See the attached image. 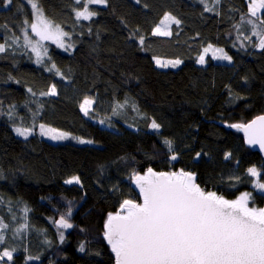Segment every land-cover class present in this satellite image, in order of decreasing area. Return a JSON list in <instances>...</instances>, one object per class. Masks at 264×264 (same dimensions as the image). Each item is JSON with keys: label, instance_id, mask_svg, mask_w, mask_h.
I'll return each mask as SVG.
<instances>
[{"label": "trees", "instance_id": "1", "mask_svg": "<svg viewBox=\"0 0 264 264\" xmlns=\"http://www.w3.org/2000/svg\"><path fill=\"white\" fill-rule=\"evenodd\" d=\"M37 3L69 34L65 45L71 48L48 40L37 63L36 53L25 47V28L38 39L25 24L35 22L29 0H13L8 7L0 0V43L6 49L0 53V220L8 225L0 254L14 250L13 259L0 264H115L104 224L125 199L142 203L131 177L149 167L191 171L204 190L230 200L247 192L251 206L264 209V192L247 171L255 167L264 183V154L229 127L264 115V50L248 20L258 31L264 25L250 16L248 0H108L107 6L88 5L97 12L91 20L76 19L83 2ZM166 14L181 23L171 36L153 35ZM209 45L225 48L233 62L200 64ZM160 57L183 63L160 68ZM52 85L56 95H41ZM85 98L96 101L87 116L80 107ZM40 124L92 143L52 142L40 135ZM17 128H31L32 134L25 139ZM172 154L178 159L171 161ZM77 176L80 184L65 183ZM25 186L62 192L31 203ZM89 196L106 202L105 208L94 207L102 219L98 225L76 219ZM61 216L73 227L59 228Z\"/></svg>", "mask_w": 264, "mask_h": 264}, {"label": "snow or ice", "instance_id": "2", "mask_svg": "<svg viewBox=\"0 0 264 264\" xmlns=\"http://www.w3.org/2000/svg\"><path fill=\"white\" fill-rule=\"evenodd\" d=\"M81 4L82 0H75ZM204 0H201L203 3ZM219 3V0H216ZM35 12V22L27 24L31 31L39 37L33 42L24 29L25 47H31L36 53L37 63H41L42 41L50 40L58 47L67 51L71 45H65V37L69 34L59 26L49 21L40 9L37 0H29ZM140 3V0H136ZM13 4V0H5V7ZM108 0H83L82 10H76L78 20H91L97 15L95 10H89L88 5L107 6ZM249 14L264 25V0H249ZM211 11L212 9L207 8ZM181 21L171 14H166L160 24L153 30L156 36H171V25H179ZM252 25V35L259 38L258 47L264 50V30H257V24L248 20ZM18 40V38H17ZM139 43L144 44L143 37ZM211 48V45L209 46ZM5 45L0 44V53L5 52ZM208 48L204 50L205 54ZM216 59L231 62V57L223 49H214ZM47 54L44 49L43 55ZM200 64L205 63L201 55ZM182 61H162L157 59L159 67L180 65ZM55 68V64L52 65ZM51 70V68L49 69ZM32 90L29 89V92ZM35 95V93H32ZM57 94L56 86L52 85L45 96ZM93 100L85 98L81 104V111L87 116ZM117 107H121L117 105ZM103 123V121H101ZM151 127L158 130L160 125L152 121ZM229 127L244 132L249 145H259L264 150V115L258 116L248 124H232ZM40 134L52 140H65L69 134L54 128L39 125ZM18 135L27 137L32 134L31 128H17ZM81 144H90L91 140L72 137ZM169 150L172 142L165 140ZM200 154H196L199 159ZM231 153L225 155L229 159ZM175 154L171 161L177 160ZM248 174L256 177V188L264 192V183L259 180L260 173L255 167L249 168ZM131 179L139 188L143 198L142 203L125 199L115 214L109 213L104 224V239L115 253L116 264H264V209L249 207L250 193H243L235 200L225 199L216 192L205 191L196 183V175L191 171L156 172L151 167L143 175L133 173ZM239 179V178H235ZM67 184H80L79 177L66 180ZM27 211V209H25ZM71 216V211L67 213ZM59 228L70 229L73 225L61 216L56 221ZM8 225L0 220V244L5 243V229ZM27 225L16 229L22 232ZM63 242V233L60 234ZM14 251V250H13ZM13 251L4 250L0 254V261L13 259ZM79 251L84 252L81 245ZM28 259H33L29 257Z\"/></svg>", "mask_w": 264, "mask_h": 264}, {"label": "rangeland", "instance_id": "3", "mask_svg": "<svg viewBox=\"0 0 264 264\" xmlns=\"http://www.w3.org/2000/svg\"><path fill=\"white\" fill-rule=\"evenodd\" d=\"M248 1H249V0H248ZM82 2H83V0H82ZM89 6H90V5H89ZM98 6H102V5H98ZM41 10H42V9H41ZM42 12H43V11H42ZM43 15H44V13H43ZM171 15H172V14H171ZM172 16H174V15H172ZM174 17H175V16H174ZM173 26H174V24L171 25V32H172ZM29 30L31 31V29H29ZM63 31H65V30H63ZM37 40H39V37H38ZM37 40H32V41L35 42V41H37ZM65 41H66V37H65ZM45 42H46V41H42V42H41V44H42V48H43ZM0 44H2V43H0ZM209 46H210V45H209ZM209 46L207 47V48L209 49L208 52H207L206 54H205V52L202 54V55L204 56V58H205V63H204V64L208 63L210 60H215V61H219V62H223V63H229V64L233 62V59H231V62H229V61H227V60L216 59V58H214V55H215V56L221 55V53H218V52L214 54V52H213L214 49H223V52H224V53H226V54H227L228 56H230V57H231V55H230V54L227 52V50H226L225 48H223V47L216 46V45H211V48H209ZM41 53H42V52H41ZM231 58H232V57H231ZM157 59L162 60V61H174V60H178V59H169V58H162V57H160V58H156L155 60H157ZM180 61H181V60H180ZM77 62H78V64H79L80 66H83V65H84V64L82 63V61H80V60H77ZM182 63H183V62H182ZM182 63H181V64H182ZM181 64L178 65V66H176V67L167 66V67H160V68H164V69H176V68H179V67L181 66ZM157 66H158V65H157ZM158 67H159V66H158ZM91 100H93L94 102H93V104L91 105L90 110L94 108L95 103H96V101H95L94 99H91ZM45 126H46V127L53 128V127H51V126H47V125H45ZM54 129H56V128H54ZM56 130H58V131H60V132L68 133V134H69V138H68V139H71V138H72V136H71V134H70L69 132H67V131H63V130H59V129H56ZM39 133H40V130H39ZM40 135H41V134H40ZM41 136H43V135H41ZM43 137L46 138V139H48V140H50V141H52V142H55V143L64 142V141L68 140V139H65V140H52V139L48 138V136H43ZM0 158H1V155H0ZM67 172H68V169H67L66 166H64V167H63V173L66 175ZM24 188H25V191H26V199H27L29 202H31V203H33V202H35V201H37V200H39V199H49L50 197H52V196H54V195L61 194V192H62V191H61L59 188H57V187H53V188H50V189H47V190H42V189H40V188H38V187H36V186H25ZM251 202H252V199L249 201V206H250V207H252V206H251ZM97 205H100L101 207L105 208V207H106V202H105L104 200H102V199H97V198H95V197H93V196H89V200H88V201L84 204V206L79 210V212H78V214H77V216H76V219H77L80 223H90V224H94V225H98V224H100L101 221H102L101 216H100L98 213H96V212L94 211V207L97 206ZM252 208H256V207L253 206Z\"/></svg>", "mask_w": 264, "mask_h": 264}, {"label": "water", "instance_id": "4", "mask_svg": "<svg viewBox=\"0 0 264 264\" xmlns=\"http://www.w3.org/2000/svg\"><path fill=\"white\" fill-rule=\"evenodd\" d=\"M262 116V115H261ZM257 118V117H256ZM256 118H254V119H256ZM253 119V120H254ZM252 120V121H253ZM251 121V122H252ZM251 122H249V123H251ZM242 132V131H241ZM242 134H243V136H244V138H245V142H246V145H247V147H249L250 149H252L253 151H256V152H260V153H262V154H264V150H261L260 149V147H259V145H249L248 144V142H247V138H246V136H245V134H244V132H242ZM154 170V169H153ZM154 171H156V170H154ZM156 172H160V171H156ZM145 174V173H144ZM141 175H143V174H141ZM197 183V182H196ZM134 186H135V188L137 189V191L139 192V194H140V191H139V188L136 186V184H135V182H134ZM201 187V186H200ZM202 188V187H201ZM206 191V190H205ZM141 195V194H140ZM141 198H142V196H141ZM225 199H228V198H226V197H224ZM228 200H230V199H228ZM142 201H143V198H142ZM115 254V253H114ZM116 258V257H115ZM115 264H116V262H115Z\"/></svg>", "mask_w": 264, "mask_h": 264}]
</instances>
